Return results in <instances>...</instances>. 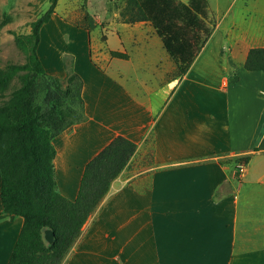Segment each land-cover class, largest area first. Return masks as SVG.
I'll use <instances>...</instances> for the list:
<instances>
[{
  "label": "crops",
  "instance_id": "obj_1",
  "mask_svg": "<svg viewBox=\"0 0 264 264\" xmlns=\"http://www.w3.org/2000/svg\"><path fill=\"white\" fill-rule=\"evenodd\" d=\"M245 7L248 23L264 15V6ZM120 11L113 40L93 35L104 24L94 15L89 30L78 25L86 31L78 42L57 13L41 28L46 71L65 77L68 59L84 80L87 119L53 139L59 191L75 199L86 164L116 136L137 144L61 264H264V71L244 66L251 48L264 47V23L241 37L232 22L223 59L216 30L179 75L153 25L124 22ZM238 155H250L240 175L222 162ZM23 221L0 196V264Z\"/></svg>",
  "mask_w": 264,
  "mask_h": 264
},
{
  "label": "trees",
  "instance_id": "obj_2",
  "mask_svg": "<svg viewBox=\"0 0 264 264\" xmlns=\"http://www.w3.org/2000/svg\"><path fill=\"white\" fill-rule=\"evenodd\" d=\"M58 0L31 23V32L17 36L27 53L26 63H8L0 68V95L6 97L10 82L21 84L0 103V196L6 213L23 217V226L8 264H61L97 209L115 178L137 149L131 139L119 135L85 166L78 195L64 196L58 189L53 139L76 123L87 119L82 94L84 80L66 60L65 77L50 74L38 54L41 28L56 13ZM208 0H126L120 11L124 22L149 21L175 61L179 75L185 73L211 35L207 25ZM89 21V15L84 18ZM90 29L89 25H82ZM112 55H128L112 51ZM244 66L264 71V47L249 50ZM238 76L230 83H236ZM250 155L222 160L247 164ZM55 233L52 243L44 231Z\"/></svg>",
  "mask_w": 264,
  "mask_h": 264
},
{
  "label": "rangeland",
  "instance_id": "obj_3",
  "mask_svg": "<svg viewBox=\"0 0 264 264\" xmlns=\"http://www.w3.org/2000/svg\"><path fill=\"white\" fill-rule=\"evenodd\" d=\"M247 3H255L260 10L264 6V0H208L206 22L211 29V35L219 29L225 38L221 49L222 59L232 47V22H237L238 28L233 31L241 37L245 36L247 31L261 34L260 29L264 23L262 13L255 15L256 17L252 19L253 23H248L240 17L241 11L246 8L245 4ZM125 4L126 0H92L88 6L87 0H61L56 6L57 16L55 18L63 17L70 22V25H63L62 21H58L62 26L70 28L69 32H73L72 37L75 36V40L78 42L82 38V34L86 33L84 28L79 29L78 25H87L89 21L84 19L86 15L97 16V19L104 24L95 23L93 35L98 38L103 33L104 36L113 40L118 38L114 29L120 26V20L116 19L114 12L116 7L121 10ZM50 6L51 0H0V68H4L8 63L27 62V53L19 46L17 36L30 33L31 23L47 12ZM218 39L219 37L213 42ZM20 84L21 78L16 76L6 90L7 96L0 95V103Z\"/></svg>",
  "mask_w": 264,
  "mask_h": 264
},
{
  "label": "water",
  "instance_id": "obj_4",
  "mask_svg": "<svg viewBox=\"0 0 264 264\" xmlns=\"http://www.w3.org/2000/svg\"><path fill=\"white\" fill-rule=\"evenodd\" d=\"M44 237L47 242L52 243L55 238V233L51 228H46L44 231Z\"/></svg>",
  "mask_w": 264,
  "mask_h": 264
},
{
  "label": "built area",
  "instance_id": "obj_5",
  "mask_svg": "<svg viewBox=\"0 0 264 264\" xmlns=\"http://www.w3.org/2000/svg\"><path fill=\"white\" fill-rule=\"evenodd\" d=\"M244 166H245V164H240L239 165V172H241L244 169Z\"/></svg>",
  "mask_w": 264,
  "mask_h": 264
}]
</instances>
